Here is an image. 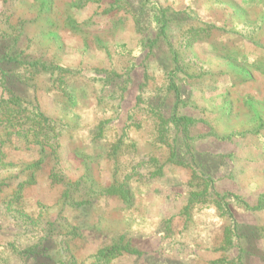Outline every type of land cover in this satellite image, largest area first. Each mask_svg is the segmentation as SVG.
<instances>
[{
	"label": "rangeland",
	"instance_id": "obj_1",
	"mask_svg": "<svg viewBox=\"0 0 264 264\" xmlns=\"http://www.w3.org/2000/svg\"><path fill=\"white\" fill-rule=\"evenodd\" d=\"M0 264H264V0H0Z\"/></svg>",
	"mask_w": 264,
	"mask_h": 264
},
{
	"label": "trees",
	"instance_id": "obj_2",
	"mask_svg": "<svg viewBox=\"0 0 264 264\" xmlns=\"http://www.w3.org/2000/svg\"><path fill=\"white\" fill-rule=\"evenodd\" d=\"M35 66H38V65H35ZM45 68V67H44Z\"/></svg>",
	"mask_w": 264,
	"mask_h": 264
}]
</instances>
